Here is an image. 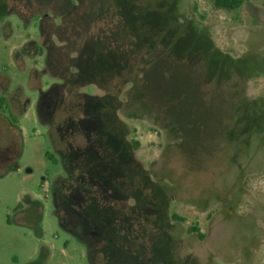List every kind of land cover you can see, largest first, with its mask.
<instances>
[{"label":"rangeland","instance_id":"374dc122","mask_svg":"<svg viewBox=\"0 0 264 264\" xmlns=\"http://www.w3.org/2000/svg\"><path fill=\"white\" fill-rule=\"evenodd\" d=\"M214 1L0 0V264H264V0Z\"/></svg>","mask_w":264,"mask_h":264},{"label":"trees","instance_id":"16d2710c","mask_svg":"<svg viewBox=\"0 0 264 264\" xmlns=\"http://www.w3.org/2000/svg\"><path fill=\"white\" fill-rule=\"evenodd\" d=\"M243 4V0H215L214 6L216 8L225 9V10H233L241 7ZM5 103V100L3 97H0V107ZM17 167V163H14L11 170H15ZM191 230L196 231L195 228H192ZM199 238H202L201 234H197Z\"/></svg>","mask_w":264,"mask_h":264}]
</instances>
